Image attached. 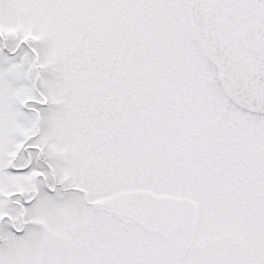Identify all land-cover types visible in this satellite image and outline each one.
<instances>
[{
	"label": "snow or ice",
	"instance_id": "snow-or-ice-1",
	"mask_svg": "<svg viewBox=\"0 0 264 264\" xmlns=\"http://www.w3.org/2000/svg\"><path fill=\"white\" fill-rule=\"evenodd\" d=\"M0 264H264V0H0Z\"/></svg>",
	"mask_w": 264,
	"mask_h": 264
}]
</instances>
